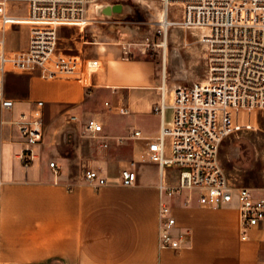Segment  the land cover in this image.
<instances>
[{"label": "crops", "instance_id": "0c3cea01", "mask_svg": "<svg viewBox=\"0 0 264 264\" xmlns=\"http://www.w3.org/2000/svg\"><path fill=\"white\" fill-rule=\"evenodd\" d=\"M91 23L75 33L59 28L55 58L77 61L75 71L4 76V96L13 106L3 108L0 100V264H264V232L254 228L242 237L239 203L208 208L197 190L165 199L189 236L179 251L160 248L158 186L176 184L179 169L162 174L141 154L145 138L159 135L155 108L163 89L170 100L177 85L168 82L165 64L126 43L134 33L126 20ZM91 61L97 66L88 67ZM37 110L43 138L29 147L14 122ZM90 119L102 125L96 137L85 130ZM136 130L143 138L133 137ZM28 148L33 163L26 168L21 153ZM132 163L137 179L125 186L121 170ZM87 170L108 183L87 182Z\"/></svg>", "mask_w": 264, "mask_h": 264}, {"label": "built area", "instance_id": "2783aa9c", "mask_svg": "<svg viewBox=\"0 0 264 264\" xmlns=\"http://www.w3.org/2000/svg\"><path fill=\"white\" fill-rule=\"evenodd\" d=\"M118 0H0V100L9 109L13 101L4 96V76L9 72H32L37 69L54 72H73L77 61L56 59L59 48V28L79 26L97 8ZM160 1L165 10L167 25L158 23L167 41L170 27L200 29V41L206 46L207 79L190 86H177L156 106L161 124L159 135L145 138L146 147L141 160L159 165L163 174L169 167H177L176 184L163 181L158 188L159 246L175 251L186 244L189 231L179 229L174 208L166 202L177 193L199 191V202L208 208H219L237 201L241 214V235L261 228L264 232V185L260 189L232 183L219 160L222 143L234 131L232 110H264V0H137ZM10 4L26 5V14L13 13ZM177 9L180 18L170 17V7ZM106 19H114L104 17ZM29 26L26 49L9 53L6 50V31L16 25ZM167 54V50H166ZM98 61H91L94 68ZM53 64L54 68L49 69ZM39 106L43 102H38ZM108 105V103H107ZM172 110L171 120L166 119ZM120 112L128 111L124 108ZM77 121L76 115L70 116ZM29 147L43 138V115L37 110L30 115L22 113L14 122ZM86 132L99 135L102 125L94 119L86 123ZM143 138L140 130L133 134ZM169 141V142H168ZM107 147L108 144L104 143ZM27 168L33 163L30 148L21 153ZM121 170V183L135 184L137 174L132 167ZM50 167L57 169L55 162ZM84 179L96 186L108 183L95 170H87ZM262 195L256 196L255 193ZM190 199H187V204Z\"/></svg>", "mask_w": 264, "mask_h": 264}, {"label": "rangeland", "instance_id": "374dc122", "mask_svg": "<svg viewBox=\"0 0 264 264\" xmlns=\"http://www.w3.org/2000/svg\"><path fill=\"white\" fill-rule=\"evenodd\" d=\"M117 2L127 5V13L123 19L128 22L127 27L134 30L125 40L126 43H133L132 48L136 53L150 56L161 67L165 64L168 82L177 86H190L207 79L206 46L199 40L200 29L170 27L167 34V57L164 62V35L158 25L164 9L163 4L160 1ZM16 5L9 6L13 13L26 14V5ZM176 9L174 6L170 7L171 18H180ZM89 18L94 21L103 17L90 14ZM91 26L92 23L87 20L79 26L66 29L75 33ZM5 35L8 52L22 50L29 38V26L24 24L9 27ZM16 84L17 81H12V88L17 87ZM171 116L172 110L169 109L166 119L171 120ZM232 117L234 131L222 143L219 160L232 183L258 190L264 185V110L235 109L232 110ZM255 194L262 195L261 192ZM169 204L172 206L171 202Z\"/></svg>", "mask_w": 264, "mask_h": 264}, {"label": "water", "instance_id": "95a60500", "mask_svg": "<svg viewBox=\"0 0 264 264\" xmlns=\"http://www.w3.org/2000/svg\"><path fill=\"white\" fill-rule=\"evenodd\" d=\"M127 13V5L123 2L103 4L97 8V15L100 17H111L122 19Z\"/></svg>", "mask_w": 264, "mask_h": 264}, {"label": "bare ground", "instance_id": "6f19581e", "mask_svg": "<svg viewBox=\"0 0 264 264\" xmlns=\"http://www.w3.org/2000/svg\"><path fill=\"white\" fill-rule=\"evenodd\" d=\"M163 11H162V13L160 14L161 16H160V19H159V21H158V23H161V22H163V26H164V28L166 27V25H167V21H166V19H165V10L164 9H162ZM85 21H87V20H85ZM85 21H83V22H85ZM167 34H168V32H167ZM162 45H163V47H164V51H163V60H164V62L166 61V50H167V41H163V43H162Z\"/></svg>", "mask_w": 264, "mask_h": 264}]
</instances>
